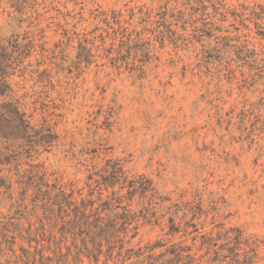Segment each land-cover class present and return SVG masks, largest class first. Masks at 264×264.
Listing matches in <instances>:
<instances>
[{"label":"rangeland","instance_id":"374dc122","mask_svg":"<svg viewBox=\"0 0 264 264\" xmlns=\"http://www.w3.org/2000/svg\"><path fill=\"white\" fill-rule=\"evenodd\" d=\"M0 69L50 181H151L123 264H264V0H0Z\"/></svg>","mask_w":264,"mask_h":264},{"label":"trees","instance_id":"16d2710c","mask_svg":"<svg viewBox=\"0 0 264 264\" xmlns=\"http://www.w3.org/2000/svg\"><path fill=\"white\" fill-rule=\"evenodd\" d=\"M9 78L0 69V172L6 171L0 175V207L6 198L9 209L21 212L0 213V264H123L142 257V249L131 246L140 220L133 204L140 199L144 209L150 203L151 181L128 175L116 160L87 168L86 191L50 181L34 160L55 140L51 126L32 122Z\"/></svg>","mask_w":264,"mask_h":264}]
</instances>
